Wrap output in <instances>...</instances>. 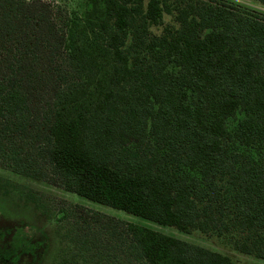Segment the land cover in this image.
<instances>
[{
    "label": "trees",
    "instance_id": "trees-1",
    "mask_svg": "<svg viewBox=\"0 0 264 264\" xmlns=\"http://www.w3.org/2000/svg\"><path fill=\"white\" fill-rule=\"evenodd\" d=\"M84 1L82 14L61 16L44 0H0V168L158 226L229 236L264 261V15L197 0ZM164 14L176 26L156 35ZM85 218L93 240L115 239L101 250L116 263L235 264Z\"/></svg>",
    "mask_w": 264,
    "mask_h": 264
},
{
    "label": "rangeland",
    "instance_id": "rangeland-1",
    "mask_svg": "<svg viewBox=\"0 0 264 264\" xmlns=\"http://www.w3.org/2000/svg\"><path fill=\"white\" fill-rule=\"evenodd\" d=\"M44 1L50 2L55 12L56 10L61 12V16H69L71 13L82 14L85 7L84 0ZM174 1L181 0H170ZM197 1L227 4L241 11L254 10L264 15V8L259 5L258 0ZM162 22V26L151 29L154 34L159 35L166 25L176 26L172 15L164 14ZM62 210L67 212L64 220L58 219ZM89 212L150 228L227 256L235 264H264L263 260L236 251L229 236L200 232L185 234L174 228L158 226L90 202L62 188L51 186L43 180L2 168H0V264H125L122 258L116 263V260H113L116 258L115 255L107 257L101 250L103 243L115 239L110 236L108 239L104 236L97 240L92 239L90 233L94 232L91 230L94 225L85 218ZM91 244L99 249L90 250Z\"/></svg>",
    "mask_w": 264,
    "mask_h": 264
}]
</instances>
